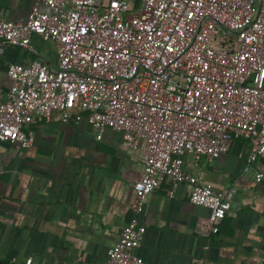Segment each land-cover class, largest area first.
Listing matches in <instances>:
<instances>
[{"label":"built area","instance_id":"built-area-1","mask_svg":"<svg viewBox=\"0 0 264 264\" xmlns=\"http://www.w3.org/2000/svg\"><path fill=\"white\" fill-rule=\"evenodd\" d=\"M34 35L55 42L57 69L38 59ZM0 42L33 57L8 68L0 142L29 146L25 126L77 104L99 140L113 129L126 147L146 142L135 217L106 264H143L146 198L166 178L190 181L186 155L212 161L241 139L250 162L264 159V0H135L133 11L129 0H43L25 20L0 19ZM234 191L193 187L191 203L211 211L197 224L200 237L219 233Z\"/></svg>","mask_w":264,"mask_h":264},{"label":"crops","instance_id":"crops-1","mask_svg":"<svg viewBox=\"0 0 264 264\" xmlns=\"http://www.w3.org/2000/svg\"><path fill=\"white\" fill-rule=\"evenodd\" d=\"M42 1L0 0V19L25 20ZM32 42L38 59L57 69L55 42L36 35ZM32 58L0 42L3 100L13 85L9 66ZM24 132L29 146L0 142V264H106L108 250L135 217L134 185L146 142L126 147L113 129L99 140L78 104L70 113L36 119ZM250 155V142L236 139L218 159L184 157L190 181L174 186L166 178L146 198L139 217L146 233L136 249L143 264H264V159L250 162ZM195 185L235 190L219 233L209 238L196 232L211 211L191 203Z\"/></svg>","mask_w":264,"mask_h":264},{"label":"rangeland","instance_id":"rangeland-1","mask_svg":"<svg viewBox=\"0 0 264 264\" xmlns=\"http://www.w3.org/2000/svg\"><path fill=\"white\" fill-rule=\"evenodd\" d=\"M130 4H131V11L134 10V4H135V0H129Z\"/></svg>","mask_w":264,"mask_h":264},{"label":"water","instance_id":"water-1","mask_svg":"<svg viewBox=\"0 0 264 264\" xmlns=\"http://www.w3.org/2000/svg\"><path fill=\"white\" fill-rule=\"evenodd\" d=\"M262 5V0H258V6L261 7Z\"/></svg>","mask_w":264,"mask_h":264},{"label":"trees","instance_id":"trees-1","mask_svg":"<svg viewBox=\"0 0 264 264\" xmlns=\"http://www.w3.org/2000/svg\"><path fill=\"white\" fill-rule=\"evenodd\" d=\"M140 7V4H137V7H136V9H138Z\"/></svg>","mask_w":264,"mask_h":264}]
</instances>
